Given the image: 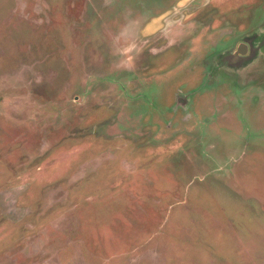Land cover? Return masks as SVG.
I'll list each match as a JSON object with an SVG mask.
<instances>
[{"label": "rangeland", "instance_id": "rangeland-1", "mask_svg": "<svg viewBox=\"0 0 264 264\" xmlns=\"http://www.w3.org/2000/svg\"><path fill=\"white\" fill-rule=\"evenodd\" d=\"M135 4L0 0V264H264V103L175 77L159 13L111 33ZM211 4L244 27L264 0Z\"/></svg>", "mask_w": 264, "mask_h": 264}, {"label": "flooded vegetation", "instance_id": "flooded-vegetation-1", "mask_svg": "<svg viewBox=\"0 0 264 264\" xmlns=\"http://www.w3.org/2000/svg\"><path fill=\"white\" fill-rule=\"evenodd\" d=\"M134 2L136 6L126 9L124 13L113 7L109 11L111 33L125 29V41H133L137 38V34L133 35L134 26L151 14L159 13L162 23L155 30L156 33L148 34L144 39L160 43L158 48L153 47L151 51L165 52L171 47L178 50L175 54L178 61L173 73L175 77L195 75L193 77L200 78L203 75L205 83H208L207 87L204 84L205 92L210 94L208 98L218 96L226 107L225 115H236L235 105L241 108L248 103L251 112L249 121L256 120L259 112L255 108L264 103V6L250 8L249 20L246 23L242 20L244 27H241V21L236 24L219 16V22H216L217 11L211 0H206V4L193 3L178 8L174 5L175 0ZM190 82L194 86L198 84L197 78ZM235 84L241 88L237 86L234 89ZM155 87L151 88L155 90ZM193 89L188 82L187 87L183 91L180 88L179 93ZM240 95H245V98H240ZM181 96L178 103L185 105L187 97ZM242 113L239 110L236 118L248 123L247 116Z\"/></svg>", "mask_w": 264, "mask_h": 264}]
</instances>
